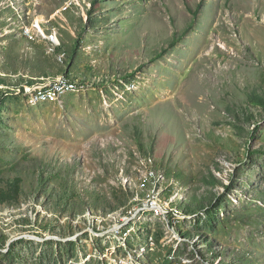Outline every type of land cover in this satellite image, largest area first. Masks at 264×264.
Segmentation results:
<instances>
[{"label":"rangeland","instance_id":"rangeland-1","mask_svg":"<svg viewBox=\"0 0 264 264\" xmlns=\"http://www.w3.org/2000/svg\"><path fill=\"white\" fill-rule=\"evenodd\" d=\"M0 264H264V0H0Z\"/></svg>","mask_w":264,"mask_h":264},{"label":"trees","instance_id":"trees-1","mask_svg":"<svg viewBox=\"0 0 264 264\" xmlns=\"http://www.w3.org/2000/svg\"><path fill=\"white\" fill-rule=\"evenodd\" d=\"M94 1H92L91 2V4L93 3ZM90 7V6H89ZM78 10H79V8H77ZM68 11H70V10H68ZM67 12V11H66ZM65 13V12H64ZM88 14V16L90 17L92 14H91V12H88L87 13ZM65 78H67V79H69V80H75L74 78H70V75H67V74H65V76H64ZM56 78V77H55ZM80 83H83L84 85L86 84V82H84V81H82V82H80ZM66 263V262H65Z\"/></svg>","mask_w":264,"mask_h":264},{"label":"bare ground","instance_id":"bare-ground-1","mask_svg":"<svg viewBox=\"0 0 264 264\" xmlns=\"http://www.w3.org/2000/svg\"><path fill=\"white\" fill-rule=\"evenodd\" d=\"M154 204V203H153Z\"/></svg>","mask_w":264,"mask_h":264},{"label":"crops","instance_id":"crops-1","mask_svg":"<svg viewBox=\"0 0 264 264\" xmlns=\"http://www.w3.org/2000/svg\"><path fill=\"white\" fill-rule=\"evenodd\" d=\"M65 263V262H64Z\"/></svg>","mask_w":264,"mask_h":264}]
</instances>
